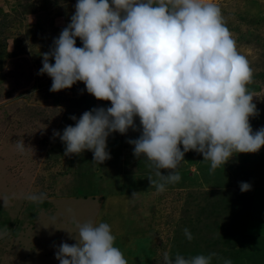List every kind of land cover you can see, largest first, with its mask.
<instances>
[{
	"label": "rangeland",
	"instance_id": "374dc122",
	"mask_svg": "<svg viewBox=\"0 0 264 264\" xmlns=\"http://www.w3.org/2000/svg\"><path fill=\"white\" fill-rule=\"evenodd\" d=\"M215 3L252 69L246 87L259 113L249 117L255 131L264 127V0ZM75 4L0 0V264H59L60 243H77L79 225L100 222L110 225L127 264H163L165 253L173 260L215 253L211 264H264V146L235 154L215 170L190 150L178 165L180 180L163 191L150 183L158 181L154 166L126 142L139 131L110 135L111 159L100 165L91 151L64 154L53 130L74 124L72 115L110 106L87 93L83 82L50 92L51 78L38 75L40 53L70 23ZM76 45L82 46L79 38ZM134 122L139 129V118ZM21 140L24 152L17 148ZM240 182L251 190L241 192ZM40 194L38 201L27 198ZM37 242L38 252L32 248Z\"/></svg>",
	"mask_w": 264,
	"mask_h": 264
},
{
	"label": "clouds",
	"instance_id": "9594fccd",
	"mask_svg": "<svg viewBox=\"0 0 264 264\" xmlns=\"http://www.w3.org/2000/svg\"><path fill=\"white\" fill-rule=\"evenodd\" d=\"M74 7L70 23L40 53L38 75L51 78L50 92L83 82L87 93L110 106L72 115L74 124L53 130L66 156L91 151L100 165L111 159L110 135L139 131L126 142L135 157L154 166L158 181L150 183L163 191L180 180L178 165L190 150L215 170L235 154L264 146V127L253 131L249 123L259 114L246 87L252 69L215 0H76ZM17 148L27 149L23 140ZM239 188L247 192L251 185L240 182ZM27 198L38 201L43 194ZM184 233L192 239L187 228ZM78 236L75 244L60 243L54 253L59 264H127L108 223L81 224ZM214 255L173 260L165 253L163 264H211Z\"/></svg>",
	"mask_w": 264,
	"mask_h": 264
},
{
	"label": "crops",
	"instance_id": "0c3cea01",
	"mask_svg": "<svg viewBox=\"0 0 264 264\" xmlns=\"http://www.w3.org/2000/svg\"><path fill=\"white\" fill-rule=\"evenodd\" d=\"M1 59H2V56H1V54H0V60H1ZM2 110H3V107L0 106V113H2ZM16 173H18V171H17ZM33 246H34V247H33ZM26 247H27V245H26ZM39 247H40V246L38 245V242H37V244H33V245H32L33 250H34V248H38V249H36L37 252L39 251ZM30 254L34 256V252H31ZM30 254H29V255H30ZM37 256H38V255H37ZM41 256H42V255H41ZM39 257H40V256H39ZM50 257H51V255H50Z\"/></svg>",
	"mask_w": 264,
	"mask_h": 264
}]
</instances>
